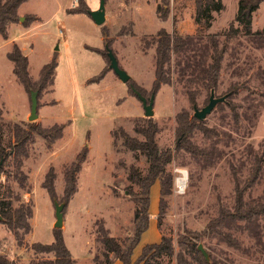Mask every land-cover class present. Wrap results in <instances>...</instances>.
Listing matches in <instances>:
<instances>
[{
	"label": "rangeland",
	"instance_id": "374dc122",
	"mask_svg": "<svg viewBox=\"0 0 264 264\" xmlns=\"http://www.w3.org/2000/svg\"><path fill=\"white\" fill-rule=\"evenodd\" d=\"M75 1L26 0L19 7L20 18L9 26L8 37L0 33L4 143L10 147L15 123L25 128L30 122L42 127L65 125L63 136L51 145L36 137L22 165L26 183L15 177L16 168L10 160L1 168L0 199H11L14 206L29 202L33 215L29 218L32 230L25 234L23 244L4 217L0 219V252L17 259L18 264H30L32 258L45 256L30 246L35 241L47 243L54 239L55 204L44 186L46 174L53 168L55 198L65 201V167L88 146V157L78 173V191L64 208L62 230L76 264H109L103 244L96 239L97 227L103 221L110 234L118 238L127 235L137 206L127 187L139 189L128 178V168L135 164L144 172L147 167L146 159L126 148L121 139L116 140L113 132L123 127L129 134L142 137L135 125L138 118L145 116V109L131 85L151 96L156 67L153 37L165 28L183 36L194 35L201 44L210 43L215 35L222 53L221 69L217 86L208 87L203 82L190 81L188 75L180 77L173 56V82L155 92L152 117L161 127L158 143L175 150L168 165L175 175L174 186L159 224V180L152 185L151 218L134 250L133 261L147 244L159 242L162 235L174 238L178 252L182 249L178 238L188 229L201 234L199 244L203 243L216 258L230 264H264V213L253 220L232 215L241 195L237 185L243 189L246 208L264 202V34L249 36L241 27L229 35L239 0H222L223 9L212 11L211 25L206 28L195 20L196 0H106V20L101 25L89 12L97 9L101 0H87L90 10L83 12L71 11L79 3ZM234 26H238L236 21ZM252 28L264 30V0L253 13ZM16 44L29 58V73L34 81L39 80L44 64L54 57L58 61L55 83L38 95V117L34 120L29 119L31 90L17 78L8 57ZM106 45L131 75L128 82L109 67V60L102 54ZM213 49L209 48L201 64L203 59H207L206 63L212 60ZM104 69L106 74L99 81H90ZM212 88L217 96L231 95L204 119L218 133L206 135L196 130L193 134L192 142L209 151L206 159L177 147V115L185 112L194 116V106L206 105ZM255 172L258 175L253 179ZM182 174L187 177L186 186L178 191L176 180ZM223 211L229 217L220 229L236 236L243 248L229 245L219 232L206 233L208 223ZM162 263L177 264L176 256H165ZM114 264L123 263L117 259Z\"/></svg>",
	"mask_w": 264,
	"mask_h": 264
},
{
	"label": "trees",
	"instance_id": "16d2710c",
	"mask_svg": "<svg viewBox=\"0 0 264 264\" xmlns=\"http://www.w3.org/2000/svg\"><path fill=\"white\" fill-rule=\"evenodd\" d=\"M26 0H0V33L8 37V30L11 23L16 22L20 17L18 10L20 5ZM263 0H239L238 8L234 21L238 26H234V21L230 24L229 35L236 34L241 27L244 33L249 36L262 35L264 30H253V13L256 11ZM71 11L83 12L89 11L90 6L87 0H78ZM197 11L195 20L199 24H204L203 28L211 25L212 11L221 10L224 7L222 0H196ZM163 18L167 17V12L163 13ZM106 36L105 30L102 31ZM200 38V37H199ZM201 39V38H200ZM156 43L155 55V79L153 81L152 94L157 92L163 84L172 83V59L175 56L177 72L180 77L188 75L190 81H198L207 84L208 87H215L218 84L219 73L221 69L222 53L216 45L215 35L210 39V43L199 42L194 35L183 36L177 31L169 32L165 28L160 29L156 36L153 37ZM106 47V46H105ZM213 47L212 60L207 62L203 59L205 53H209V48ZM101 53L97 47H92ZM110 62L107 53V47L102 53ZM198 54L200 58H198ZM8 57L14 64V73L22 84L28 89H35L41 93L48 85L55 83L58 61L54 57L51 61L43 65L40 70V78L34 81L29 73V58L23 52L19 45H14L13 49L8 52ZM110 67V63H109ZM111 68V67H110ZM106 74L105 69L94 78L91 82L99 81ZM182 78V79H183ZM135 87V86H134ZM131 90L137 95L131 85ZM141 91V90H140ZM142 92V91H141ZM151 94V95H152ZM231 93L228 95V97ZM138 96V95H137ZM227 97V98H228ZM149 98V97H148ZM192 101L194 94H191ZM224 102V101H223ZM222 103V102H219ZM3 110L0 108V161L4 166L5 162H13L16 168L15 177L21 183L27 182V176L22 170L23 161L29 156L31 145L35 142L36 137L44 138L49 145L61 138L64 134V124L55 123L51 126L42 127L30 122L29 127L25 128L19 123L12 126L13 140L8 147L4 143L3 124L1 118ZM177 133L179 135L178 148L188 151L195 157L206 156L209 158V151L200 148L192 142L193 134L196 130L202 131L206 135L217 134L213 128L206 125L204 119L188 116L185 112L177 115ZM161 130L158 122L152 116H144L136 120L135 131L142 135L129 134L123 127L114 130L115 139H121L122 144L135 152L142 155L147 162L146 170L143 172L137 165L131 164L128 168V178L139 186L134 190L128 186L129 194L136 202L131 228L124 238H118L110 234L109 229L103 221L97 227L96 239L103 244L104 254L109 264H114L115 260L122 261L123 264H163L162 258L165 256H176L177 264H230L226 259H219L209 252L210 258H207L199 249L198 244L201 241V234L192 232L188 229L179 236L178 243L182 249L176 252L174 238L172 236L162 235L161 240L157 243L147 244L136 261H133V254L136 246L140 242L142 233L148 228L151 218L150 212V193L152 185L159 180L160 182V203L158 223L161 224L162 214L167 207V196L173 193L174 172L169 168L173 161L175 150L173 147H161L157 140V134ZM181 138V139H180ZM88 146H85L76 156V158L65 167V184L63 199L67 202L78 191V173L82 167V162L88 157ZM212 153V152H211ZM215 153V152H214ZM212 153V155H214ZM254 173L253 179L257 177ZM55 172L51 168L44 181V186L48 193L55 199L57 196L55 186ZM240 192L239 206L233 216L246 220H253L255 215L264 213V202L258 203L255 207L246 208L242 198V188L237 185ZM0 214L4 217L9 229L15 234L20 244L24 243L25 234L32 230L29 218L33 215V205L29 202H21L20 205L14 206L11 199H0ZM229 214L225 211L207 225L206 233L219 232L222 240L229 245L237 248H243L242 243L232 233L220 229L225 225ZM36 253L45 254L38 258H32L30 264H76L71 250L65 242L62 228H54V239L51 242L35 241L30 246ZM114 254L111 257V254ZM49 255V256H48ZM0 264H18L17 259L10 258L7 254L0 252Z\"/></svg>",
	"mask_w": 264,
	"mask_h": 264
},
{
	"label": "water",
	"instance_id": "95a60500",
	"mask_svg": "<svg viewBox=\"0 0 264 264\" xmlns=\"http://www.w3.org/2000/svg\"><path fill=\"white\" fill-rule=\"evenodd\" d=\"M106 0H101L100 5L97 9L89 11L97 24H103L106 20ZM107 53L110 58V67L120 76V78L124 82H128L131 79V75L120 66L118 57L116 56L113 49L106 45ZM134 91L137 93L138 97L142 101L143 107L145 109V116H153L154 115V102H155V94L153 93L149 98L144 95L140 90L133 86ZM230 93H225L221 96H216V91L214 88L211 90V94L209 97V102L203 107L194 106V115L199 119H205L207 115L215 108V106L219 102H223L227 99ZM31 115L29 116L30 120H34L38 117V91H31ZM3 163V160L0 161V167ZM55 204V215L56 220L54 223L55 228H62L64 225V208L66 206V202H60L57 198L54 199ZM0 219L3 220V216L0 214ZM199 249L203 252V254L210 258L209 252L205 249L203 243L198 245Z\"/></svg>",
	"mask_w": 264,
	"mask_h": 264
},
{
	"label": "built area",
	"instance_id": "2783aa9c",
	"mask_svg": "<svg viewBox=\"0 0 264 264\" xmlns=\"http://www.w3.org/2000/svg\"><path fill=\"white\" fill-rule=\"evenodd\" d=\"M78 0H76L74 3H77ZM76 5V4H75ZM185 175V174H182V175H179L177 177V180H176V187L177 189H179L178 191L180 190H184L185 186H186V182L183 181V180H180V178H182V176Z\"/></svg>",
	"mask_w": 264,
	"mask_h": 264
},
{
	"label": "bare ground",
	"instance_id": "6f19581e",
	"mask_svg": "<svg viewBox=\"0 0 264 264\" xmlns=\"http://www.w3.org/2000/svg\"><path fill=\"white\" fill-rule=\"evenodd\" d=\"M186 178H187L186 175H183L182 178H180V180H183L186 182Z\"/></svg>",
	"mask_w": 264,
	"mask_h": 264
},
{
	"label": "crops",
	"instance_id": "0c3cea01",
	"mask_svg": "<svg viewBox=\"0 0 264 264\" xmlns=\"http://www.w3.org/2000/svg\"><path fill=\"white\" fill-rule=\"evenodd\" d=\"M153 215V214H152ZM155 215V214H154Z\"/></svg>",
	"mask_w": 264,
	"mask_h": 264
},
{
	"label": "flooded vegetation",
	"instance_id": "af4514ba",
	"mask_svg": "<svg viewBox=\"0 0 264 264\" xmlns=\"http://www.w3.org/2000/svg\"><path fill=\"white\" fill-rule=\"evenodd\" d=\"M217 96V95H216ZM203 107V106H202Z\"/></svg>",
	"mask_w": 264,
	"mask_h": 264
}]
</instances>
